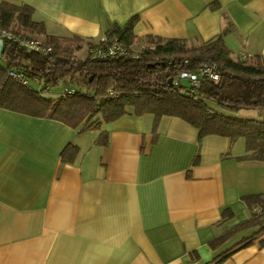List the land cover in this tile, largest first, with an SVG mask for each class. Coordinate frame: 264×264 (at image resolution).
Masks as SVG:
<instances>
[{
	"label": "crops",
	"instance_id": "crops-1",
	"mask_svg": "<svg viewBox=\"0 0 264 264\" xmlns=\"http://www.w3.org/2000/svg\"><path fill=\"white\" fill-rule=\"evenodd\" d=\"M16 1L51 35L96 41L136 15L135 46L149 34L197 46L230 22L233 58L264 55V0ZM104 127L108 143L96 145L97 130L0 108V264H209L257 230L208 246L247 219L241 195L264 193V160L239 159L243 139L199 140L175 116L153 130L152 115L130 107ZM67 144L78 148L71 163L60 157ZM224 209L232 216L221 222ZM262 238L218 264H264Z\"/></svg>",
	"mask_w": 264,
	"mask_h": 264
},
{
	"label": "trees",
	"instance_id": "trees-1",
	"mask_svg": "<svg viewBox=\"0 0 264 264\" xmlns=\"http://www.w3.org/2000/svg\"><path fill=\"white\" fill-rule=\"evenodd\" d=\"M136 21L134 15L123 25L112 23L104 38L96 41L77 34L51 35L43 21L35 20L30 5L0 0V29L50 48L26 50L15 39L1 40L0 108L54 119L72 128L81 125V130H97L94 144L105 146L108 132L104 126L127 114L130 107L136 116L152 115L153 130L163 116L179 117L197 129L199 140L209 134L227 137L231 143L241 138L244 154L239 159L264 160V55L233 58L224 40L231 30L230 22L217 36L197 46L183 38L150 34L140 47L135 46ZM113 42L122 52L110 56L107 49ZM83 48L85 56L78 57ZM204 62L216 67L217 80L203 79L192 85L179 78L180 72L196 71ZM9 71L23 74L25 82L12 78ZM63 81L73 85L56 97L45 96ZM246 110L259 113L246 117ZM77 153V146L67 144L61 161L71 163ZM196 162L197 156L193 159ZM240 198L247 208V219L222 230L208 246L215 249L244 229L257 230L209 264L220 263L232 249L248 245L264 233V193ZM231 216V210L224 209L221 222Z\"/></svg>",
	"mask_w": 264,
	"mask_h": 264
},
{
	"label": "built area",
	"instance_id": "built-area-1",
	"mask_svg": "<svg viewBox=\"0 0 264 264\" xmlns=\"http://www.w3.org/2000/svg\"><path fill=\"white\" fill-rule=\"evenodd\" d=\"M3 38H8V39H15L17 43L21 46H23L26 50H50V48H43L40 46L39 42L30 40L26 37H17L14 36L10 31L8 30H2L0 29V43ZM102 39V38H101ZM107 54L108 55H115L117 53H121L122 49L119 46L118 43L113 42L110 46H108L107 49ZM100 52V51H99ZM251 55L245 54V53H240L239 54V59H248ZM9 75L21 82L24 81L23 74L18 73L16 71H9ZM179 78H184L187 79L191 82L192 85H198L199 82L203 79H209V80H217L219 75L217 72V69L214 65L209 64V63H202L196 71H182L179 73Z\"/></svg>",
	"mask_w": 264,
	"mask_h": 264
},
{
	"label": "rangeland",
	"instance_id": "rangeland-1",
	"mask_svg": "<svg viewBox=\"0 0 264 264\" xmlns=\"http://www.w3.org/2000/svg\"><path fill=\"white\" fill-rule=\"evenodd\" d=\"M77 56L78 57L85 56V48L79 50L77 52ZM71 85H73V84L69 83L67 81H63L58 86H56L54 89L50 90V92L45 93V96L46 97H56L58 95V93L60 92V90L64 89L65 87L71 86ZM258 113L259 112L255 111V110H246L243 112L244 115H254V116L258 115Z\"/></svg>",
	"mask_w": 264,
	"mask_h": 264
}]
</instances>
